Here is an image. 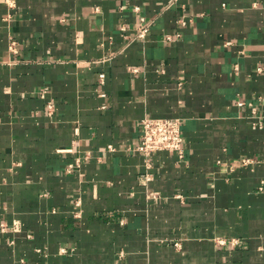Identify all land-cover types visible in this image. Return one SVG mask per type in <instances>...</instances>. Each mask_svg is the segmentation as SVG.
I'll return each mask as SVG.
<instances>
[{
  "label": "crops",
  "instance_id": "0c3cea01",
  "mask_svg": "<svg viewBox=\"0 0 264 264\" xmlns=\"http://www.w3.org/2000/svg\"><path fill=\"white\" fill-rule=\"evenodd\" d=\"M2 224L0 264H264V0H0Z\"/></svg>",
  "mask_w": 264,
  "mask_h": 264
},
{
  "label": "built area",
  "instance_id": "2783aa9c",
  "mask_svg": "<svg viewBox=\"0 0 264 264\" xmlns=\"http://www.w3.org/2000/svg\"><path fill=\"white\" fill-rule=\"evenodd\" d=\"M136 11L139 9L136 8ZM181 25H184L181 22ZM149 22L144 17L139 18V25L135 29V34L130 41L144 40L149 31ZM178 37V36H177ZM165 40H171L170 36H166ZM104 82V74L99 75V84ZM141 141L136 151L144 157V162L149 168V159L155 152H172L176 153L181 159L183 155V133L180 121L177 119H151L145 118L140 122ZM250 160L245 159L242 165L247 166ZM146 177V176H145ZM147 180V179H146ZM13 230L17 231L16 224H13ZM6 225H0V231H6Z\"/></svg>",
  "mask_w": 264,
  "mask_h": 264
}]
</instances>
